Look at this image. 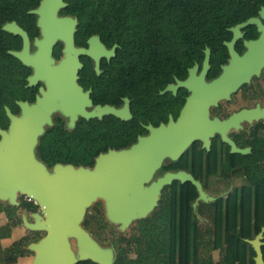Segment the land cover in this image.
Here are the masks:
<instances>
[{"label":"flooded vegetation","instance_id":"af4514ba","mask_svg":"<svg viewBox=\"0 0 264 264\" xmlns=\"http://www.w3.org/2000/svg\"><path fill=\"white\" fill-rule=\"evenodd\" d=\"M63 2L65 7L48 11L47 0H0V128L9 130L12 124L7 109L14 116L20 117L23 112L20 103L35 104L38 98H44V94L49 92L53 81H58L62 76L59 75V66L66 59L67 44L64 38L57 37L53 44L54 61L50 66L45 63V58L42 62L40 60L41 73L38 77L36 69L29 62H36L41 51L46 50L48 32L57 35L75 27L74 45L77 49L90 51L95 46L94 38L99 37L104 50L99 60L100 74L96 70L97 62L92 56L88 53L79 56L82 68L78 72L77 82L84 92H90L93 103L88 111H92L95 106H106L114 108L119 114H106L102 119L90 120L79 117L75 127L71 128L70 119L57 112L53 115L54 125L47 127L46 132L53 127L74 132L82 122L92 129L94 123L100 122L98 128L103 130L104 136L98 143L106 146V152L100 154L108 153L110 150L130 148L140 138L148 137L151 134L150 128L159 129L169 126L172 121L177 122L187 106L191 108L195 103L196 107L203 109L208 104V97L218 96L216 103L208 105L209 119L218 120L220 123L232 121L226 127L222 126L221 130L237 152H233L232 144L223 139L221 132H215L210 138L209 149L204 142L195 141L185 152L189 157L183 160L184 154L177 161L167 158L155 173L154 180L166 173L185 171L199 180L206 192L216 198L208 203L199 202L194 211L198 215L200 207L199 225L208 240L214 233V222L211 218L213 203H219L220 200L230 203L241 197L243 202L250 201L257 209H264V65L260 74L253 73L249 82L231 91L232 84L237 79L238 68L247 72L259 60L264 61V0H246L243 3L246 10L231 13L232 18L227 17V12H219L214 21L218 25L210 29L214 34L209 37L211 45L199 46L192 54L184 52V57L179 59L183 68L177 75L172 65L173 58L167 61L160 58L161 46L157 28L154 27L151 31L147 28L139 29L137 58L129 59L126 57L124 45L121 44L124 38L116 33L118 29L106 26L105 41L102 35L94 32V15L93 12L82 9L85 3L81 0ZM93 3L94 1L89 5L93 6ZM250 20L255 22L244 25ZM189 30L188 27L183 29L186 34ZM187 37L183 36V39ZM192 38L206 39L201 36ZM208 50L210 55L206 67ZM133 63L136 64V72L131 75L129 72L133 70L128 66ZM159 63H166L168 66L166 70L161 69L162 73H159ZM196 66V73L192 76L191 70ZM32 78L35 81L33 84L30 80ZM190 80L193 84L179 85V82L186 83ZM223 81L227 83L218 89L209 90L210 85ZM196 86L201 89L199 95L194 94L193 89ZM127 106L130 119H126ZM239 115L244 118L233 122ZM168 187L163 189L162 196ZM22 198L38 207L35 212L40 211L36 202L28 197L21 196L20 203ZM0 204L10 205L4 202ZM219 205L216 207L219 208ZM105 210L103 201L96 202L82 224L103 246H106L102 237L106 233V220L98 216L102 212L105 215ZM91 211L95 212L94 217ZM33 212L29 209L23 211L28 215ZM257 235L253 239L244 238V241L254 240ZM117 242L118 238L110 245L115 247L118 255ZM133 248L131 246L127 250L131 252ZM263 248L264 245L262 251ZM214 252L223 251L220 249ZM129 256L134 258L135 254L130 253Z\"/></svg>","mask_w":264,"mask_h":264},{"label":"water","instance_id":"95a60500","mask_svg":"<svg viewBox=\"0 0 264 264\" xmlns=\"http://www.w3.org/2000/svg\"><path fill=\"white\" fill-rule=\"evenodd\" d=\"M59 7H65L63 0H47L48 11ZM254 22L250 20L244 25ZM74 32L75 27L57 35L48 32L46 50L41 51L36 62L29 63L36 69V76L40 75V60L42 62L45 58V63L50 66L54 61L52 46L57 37L64 38L67 44L66 59L59 66V75L62 76L58 81H53L49 92L44 94V98H38L35 104L20 103L23 110L20 117L7 109L12 124L9 130L0 128V202L20 207L19 198L23 196L40 207L38 212L22 214V223L27 230L45 233L41 240L29 246V250L35 254L33 264H79L86 261L115 264V247L103 246L82 226L92 205L103 201L107 220L123 233L135 222L147 219L159 206L163 189L177 181L196 187L198 198L192 205L196 211L199 202L216 200L206 192L199 180L185 171L166 173L154 180L155 173L167 158L173 161L180 159L195 141L204 142L209 149L210 138L215 132H221L223 139L232 144L221 130L222 126L226 127L232 121L220 123L209 119L208 105L216 103L218 99V96H214L208 97V104L203 109L194 103L191 108L187 106L183 110L177 122L172 121L169 126L159 129L150 128L151 134L140 138L130 148L100 154L93 167L58 163L49 168L37 157V148L46 128L54 125L55 113L61 112L68 117L71 128L75 127L79 117L90 120L102 119L106 114H119L114 108L106 106H95L88 111L93 103L90 92H84L77 82L78 72L82 68L79 56L82 53L92 56L100 74L99 60L104 50L99 37L94 38L95 46L90 51L77 49ZM207 54L206 67L209 50ZM263 65L261 59L247 72L238 68L231 91L249 82L253 73L260 74ZM196 70L197 66L191 70L192 76ZM30 80L32 84L35 82L33 78ZM188 83L193 84L190 80L179 82V85L188 86ZM225 83H214L208 88L218 89ZM193 90L195 95H199L201 89L196 86ZM126 110V119H130L128 106ZM242 118L244 116L239 115L233 122ZM232 146L233 152H237ZM263 240L264 227L254 240H246L256 253V264H264Z\"/></svg>","mask_w":264,"mask_h":264},{"label":"trees","instance_id":"16d2710c","mask_svg":"<svg viewBox=\"0 0 264 264\" xmlns=\"http://www.w3.org/2000/svg\"><path fill=\"white\" fill-rule=\"evenodd\" d=\"M81 1L85 3L83 10L93 12L94 32L102 35L105 41L106 26L118 29L116 33L123 36L124 42L121 44L129 59L137 58L139 29L147 28L151 31L152 28H157L160 58L163 61L173 58L172 65L176 75L183 68L179 59L184 57V52L192 54L199 46L211 45L209 37L214 34L210 29L218 25L214 21L219 12H227V17L232 18L231 13L246 10L243 6L246 0ZM93 1L94 5L90 6ZM186 27L190 29L187 34L183 31ZM183 36L188 37L183 39ZM193 36L206 39L194 40ZM165 64H158L159 73H162L161 69L168 68ZM128 67L133 70L129 73L134 75L136 64ZM100 124L96 122L94 128L90 129L87 123L82 122L74 132L58 127L48 129L38 147V158L49 168L58 163L92 167L95 157L106 152V146L98 143L104 136L103 130L98 128ZM187 157L189 154H185L182 159ZM197 197V190L191 183L180 184L176 181L169 186L160 205L147 219L137 222L131 236L118 237L115 264H255L256 254L244 238L253 239L260 232L264 226V209H257L250 201L243 202L241 197L230 203L220 200L219 203L212 204L214 233L209 243L211 251H223L222 261L214 263L211 259L202 260L200 255L206 239L199 225L200 207L198 215L192 207ZM218 204L219 208L216 207ZM26 209L35 212L38 207L27 203L23 198L20 207L0 204V213L6 211L10 221H13L0 230V240L7 235L5 232L19 223L18 213ZM32 234L37 240L35 242L42 239L40 233ZM126 245L134 246L131 252ZM18 253L22 254V251L18 250ZM130 253H134L135 257L129 256ZM16 260L17 258L0 257V264H13ZM79 264L95 263L87 261Z\"/></svg>","mask_w":264,"mask_h":264},{"label":"crops","instance_id":"0c3cea01","mask_svg":"<svg viewBox=\"0 0 264 264\" xmlns=\"http://www.w3.org/2000/svg\"><path fill=\"white\" fill-rule=\"evenodd\" d=\"M23 211L18 213L19 223L16 226H12L0 240V246L2 254L0 257L3 259L17 258L13 264H33L35 254L29 250V246L35 241H32V232L27 230L22 223ZM8 213L3 211L0 213V230L10 225ZM26 245V246H25ZM18 250L22 251V254L18 253Z\"/></svg>","mask_w":264,"mask_h":264},{"label":"rangeland","instance_id":"374dc122","mask_svg":"<svg viewBox=\"0 0 264 264\" xmlns=\"http://www.w3.org/2000/svg\"><path fill=\"white\" fill-rule=\"evenodd\" d=\"M6 212V211H5ZM93 212V217L95 216V212ZM99 213V212H98ZM104 213L102 212V214L100 216H98V218L102 219V220H106V233H104L102 235V237L104 238L105 241V245L109 246L111 243H113V241L118 238V237H123V238H129L131 236V234L133 233L132 231V227H135L136 224H134L130 229H128L126 232H122L120 233V231L118 230V227L110 224L107 220V218L105 217V215H103ZM95 229H97V231L99 230L98 227H96ZM45 233H41L39 234V236L42 238L44 236ZM39 238V237H38ZM32 241H37L34 238V235H32ZM200 255L202 260H213L214 263H219L222 261L223 259V252L219 253V252H214L211 251V246L209 243L208 238L206 239V242L204 243L203 247L201 248L200 251Z\"/></svg>","mask_w":264,"mask_h":264}]
</instances>
